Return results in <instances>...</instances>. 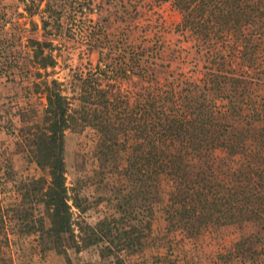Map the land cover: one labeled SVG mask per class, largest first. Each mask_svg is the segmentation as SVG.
<instances>
[{
  "label": "trees",
  "instance_id": "obj_1",
  "mask_svg": "<svg viewBox=\"0 0 264 264\" xmlns=\"http://www.w3.org/2000/svg\"><path fill=\"white\" fill-rule=\"evenodd\" d=\"M173 1L182 12L184 30L198 45L207 47L212 56L213 66L204 72L203 83L179 80L170 70L165 82L160 84L155 78L160 49L155 43L147 45L141 41L133 52L123 51L114 59L100 51L111 74L103 69L104 77H100L90 70L82 78L80 104L73 108L62 93L61 82L49 78L52 74L48 66L56 65L51 52L44 54L50 43L36 40L40 78L37 86H45L47 105L43 120L36 123L33 132H28L32 135L29 143L32 157L47 174L25 183L19 206L6 212L0 208V219L16 220L21 233L37 232L44 249H56L68 260L70 245L76 250L100 245L103 255L114 254L119 241L123 243L121 239L135 242V233L140 231L136 224L131 230H119V238L115 239L117 230L114 232L109 223L90 224L73 218V204L69 200L73 199L77 207H81V200L78 195L72 198L69 194L65 130L78 124L97 128L100 158L103 162L116 161L111 163L119 174L115 189L118 194L122 193L117 208L125 212L135 210V213L141 207L148 209L142 220L148 227L155 204L162 199L164 180L169 186L167 219L177 222L188 233H196L202 224L215 221H242L246 217L264 222V151L248 152L247 130L234 126L239 120L244 123V118L260 119L253 105L247 106L251 114L245 116L246 100L241 98L240 88L242 82H249L252 77L264 79V68L260 67L261 37H255L256 33L264 32V0ZM46 3V9L56 11L50 0ZM82 7L90 9V5ZM38 8L39 2L36 13ZM50 23L43 19L45 29ZM60 23L56 18V24L60 26ZM99 33L102 37L108 35L104 30ZM96 67L103 68L100 63ZM134 76L139 84L143 80L147 83L144 91L135 93L134 105H131V94L123 93L121 83L131 81ZM219 97L225 101L226 112L218 111ZM23 137L29 136L23 133ZM131 140L136 147H132ZM217 148L226 149L229 159L240 153L244 160L236 168L224 169L225 164H230L214 156ZM122 152L127 154V162L120 167ZM36 194L43 205L37 218L36 207L25 205L31 195L36 203ZM133 205L136 209H132ZM2 227L5 240L2 239L8 241V228L5 224Z\"/></svg>",
  "mask_w": 264,
  "mask_h": 264
},
{
  "label": "rangeland",
  "instance_id": "obj_2",
  "mask_svg": "<svg viewBox=\"0 0 264 264\" xmlns=\"http://www.w3.org/2000/svg\"><path fill=\"white\" fill-rule=\"evenodd\" d=\"M47 1L0 0V13L23 22L27 35L26 47L21 52L22 68L14 70L9 80L0 79V208L5 212L19 206L25 183L47 174L32 157L29 144L32 135L28 132H33L36 123L43 120L47 105L45 86H37L40 78L36 40L50 43L44 54L51 52L56 65L48 66L47 70L52 74L49 78L61 82L62 93L73 108L80 104L82 78L90 70L104 77L103 68L96 67L102 61L100 51L114 59L123 51L133 52L141 41L147 45L155 43L160 49L155 78L160 84L165 82L170 70L179 80L203 83L204 72L213 66L208 48L199 46L184 30L182 12L173 0H50L56 11L46 9ZM86 5H90V9L82 7ZM56 18L60 20V26L56 24ZM43 19L50 20L48 29L44 28ZM103 30L108 34L106 37L100 36L99 32ZM255 37H261L260 67L264 68V32L256 33ZM236 56L239 61V55ZM135 79L136 76L131 81H119L123 93L131 94V105H134L135 93L144 91L147 83L143 80L139 84V79L134 82ZM240 90L241 98L246 100L245 116L251 114L247 106L253 105L260 113V119L244 118V123L239 120L234 126L247 130L248 152L264 151V79L252 77L249 82H242ZM217 100L220 103L218 111L226 112L225 101L221 97ZM249 122L255 126L250 127ZM23 133L29 137L22 138ZM99 141L100 134L91 125L78 124L65 130L64 157L69 194L72 198L78 195L81 200V207H77L73 199L69 200L73 204V218L90 224L109 223L114 232L117 230L115 239L119 238V230H131L137 224L140 231L135 233V242L121 239L123 243L119 241L117 249H113L115 253L106 255L100 251V245L82 250L70 245L68 260L56 249H44L37 232L21 233L18 222L5 217L4 222L0 219V264H264L263 221L259 223L246 217L242 221H215L202 224L196 233H188L177 222L171 223L167 219L169 186L166 180L162 182V199L155 204L150 227L142 221L148 209L141 207L139 213H135V210L125 212L117 208L122 193L118 194L115 189L119 174L111 163L116 161H102ZM131 142L132 147L137 146L134 140ZM227 154L224 148H217L214 154L218 160L224 158V164H230H225L224 169L236 168L244 160L240 153L232 159L227 158ZM126 157L125 152L120 154V167L126 165ZM25 205L36 207V218L43 210L37 194L36 203L31 195ZM133 206L132 209H136L137 206ZM4 224L8 228V241L3 238Z\"/></svg>",
  "mask_w": 264,
  "mask_h": 264
},
{
  "label": "built area",
  "instance_id": "obj_3",
  "mask_svg": "<svg viewBox=\"0 0 264 264\" xmlns=\"http://www.w3.org/2000/svg\"><path fill=\"white\" fill-rule=\"evenodd\" d=\"M2 14L0 13V79L9 80L14 70H19L23 66L21 52L26 47L27 35L22 26L23 22L9 19ZM103 61L104 59L99 63L109 72V66L105 67Z\"/></svg>",
  "mask_w": 264,
  "mask_h": 264
}]
</instances>
